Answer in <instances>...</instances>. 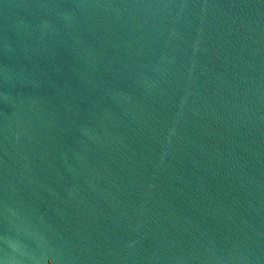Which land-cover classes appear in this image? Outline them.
Masks as SVG:
<instances>
[{
	"label": "water",
	"instance_id": "1",
	"mask_svg": "<svg viewBox=\"0 0 264 264\" xmlns=\"http://www.w3.org/2000/svg\"><path fill=\"white\" fill-rule=\"evenodd\" d=\"M0 264H264V0H0Z\"/></svg>",
	"mask_w": 264,
	"mask_h": 264
}]
</instances>
